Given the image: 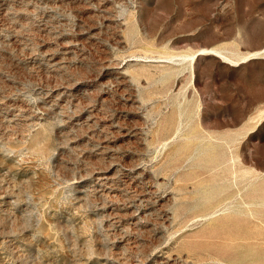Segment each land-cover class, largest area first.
<instances>
[{
  "label": "rangeland",
  "instance_id": "1",
  "mask_svg": "<svg viewBox=\"0 0 264 264\" xmlns=\"http://www.w3.org/2000/svg\"><path fill=\"white\" fill-rule=\"evenodd\" d=\"M263 48L264 0H0V264H264Z\"/></svg>",
  "mask_w": 264,
  "mask_h": 264
},
{
  "label": "bare ground",
  "instance_id": "2",
  "mask_svg": "<svg viewBox=\"0 0 264 264\" xmlns=\"http://www.w3.org/2000/svg\"><path fill=\"white\" fill-rule=\"evenodd\" d=\"M261 52H264V48L262 49ZM209 55H212V56H215L219 59H221V56L218 54V51H215L213 49H201L199 50L198 52H196L191 58H192V62L195 63L196 60L200 57V56H209ZM252 59V58H251ZM132 62V61H131ZM223 63H226L225 61L222 60ZM115 62H113L114 64ZM192 63V64H193ZM115 65V64H114ZM117 65V64H116ZM123 66V65H122ZM110 69V68H109ZM119 69V68H118ZM120 73V72H119ZM122 75V74H120ZM66 90V89H65ZM97 177L96 179V182L99 181V182H108L111 178L108 177L106 174H102V173H97L96 176ZM106 184V183H105ZM101 185V184H100ZM102 187V186H101ZM165 258V257H163ZM166 259V258H165ZM164 260V259H163ZM165 261V260H164ZM161 264V263H160Z\"/></svg>",
  "mask_w": 264,
  "mask_h": 264
}]
</instances>
